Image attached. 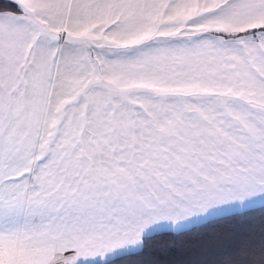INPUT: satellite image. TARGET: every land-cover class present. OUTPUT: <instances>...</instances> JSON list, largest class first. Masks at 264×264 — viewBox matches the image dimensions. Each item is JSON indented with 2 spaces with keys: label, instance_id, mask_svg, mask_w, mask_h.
<instances>
[{
  "label": "snow or ice",
  "instance_id": "6c2138e0",
  "mask_svg": "<svg viewBox=\"0 0 264 264\" xmlns=\"http://www.w3.org/2000/svg\"><path fill=\"white\" fill-rule=\"evenodd\" d=\"M257 203L264 0H0V264H264Z\"/></svg>",
  "mask_w": 264,
  "mask_h": 264
},
{
  "label": "trees",
  "instance_id": "16d2710c",
  "mask_svg": "<svg viewBox=\"0 0 264 264\" xmlns=\"http://www.w3.org/2000/svg\"><path fill=\"white\" fill-rule=\"evenodd\" d=\"M251 215L244 221L245 224L253 223L257 227L260 220L264 217V210L260 206L253 207ZM222 230H232L241 227L239 219L224 222L220 225ZM206 230H200L199 233L190 232L187 235H171L165 237H157L149 250L150 256L146 258H159L161 264H186L192 246L198 239L206 236ZM145 258V259H146ZM117 264H139V261L131 259L117 261Z\"/></svg>",
  "mask_w": 264,
  "mask_h": 264
},
{
  "label": "crops",
  "instance_id": "0c3cea01",
  "mask_svg": "<svg viewBox=\"0 0 264 264\" xmlns=\"http://www.w3.org/2000/svg\"><path fill=\"white\" fill-rule=\"evenodd\" d=\"M260 204H255L253 207H255V206H259Z\"/></svg>",
  "mask_w": 264,
  "mask_h": 264
},
{
  "label": "rangeland",
  "instance_id": "374dc122",
  "mask_svg": "<svg viewBox=\"0 0 264 264\" xmlns=\"http://www.w3.org/2000/svg\"><path fill=\"white\" fill-rule=\"evenodd\" d=\"M257 204H259V203H257ZM260 206V205H259ZM256 207V206H255Z\"/></svg>",
  "mask_w": 264,
  "mask_h": 264
}]
</instances>
